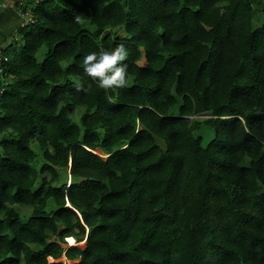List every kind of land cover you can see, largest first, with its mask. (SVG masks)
Wrapping results in <instances>:
<instances>
[{
    "label": "trees",
    "instance_id": "16d2710c",
    "mask_svg": "<svg viewBox=\"0 0 264 264\" xmlns=\"http://www.w3.org/2000/svg\"><path fill=\"white\" fill-rule=\"evenodd\" d=\"M20 5L0 48V264H264V0ZM119 43L129 83L101 88L82 57Z\"/></svg>",
    "mask_w": 264,
    "mask_h": 264
},
{
    "label": "clouds",
    "instance_id": "9594fccd",
    "mask_svg": "<svg viewBox=\"0 0 264 264\" xmlns=\"http://www.w3.org/2000/svg\"><path fill=\"white\" fill-rule=\"evenodd\" d=\"M128 58L129 49L124 43L108 49L92 50L82 57L83 73L101 88H123L129 83L128 67L124 63ZM80 87L77 84L78 90Z\"/></svg>",
    "mask_w": 264,
    "mask_h": 264
},
{
    "label": "rangeland",
    "instance_id": "374dc122",
    "mask_svg": "<svg viewBox=\"0 0 264 264\" xmlns=\"http://www.w3.org/2000/svg\"><path fill=\"white\" fill-rule=\"evenodd\" d=\"M16 1V0H15ZM15 1L14 0H1L0 1V6H4V7H10L15 9V13L17 14V17H14L12 15H6L7 13H4V9L0 10V48L5 47L7 44H9V39L8 35H10V33L15 32L14 30L16 29L18 24H21V26L24 24V22L29 18L28 14L23 13L22 11V7L20 5L19 8H15ZM32 1H39V0H32ZM7 10V9H5ZM117 33L119 35H124L123 30L119 29L117 30ZM24 40H22L21 43H23ZM1 77V75H0ZM80 113L81 111L78 110L76 112H74V118L75 120H79L80 117ZM134 115H132L128 121L129 125L135 126L136 127V121L134 120ZM208 118V115L204 114L202 116H195L192 117L191 119H197V120H204ZM204 129V128H203ZM210 131V130H209ZM214 137V134L210 131L209 134L204 137V144H208L210 142V140ZM63 171V177H62V183H65L66 181H68V183L70 182V178H69V174ZM26 212H28V210H25ZM68 245L70 246V243L68 240H66ZM65 262V261H64Z\"/></svg>",
    "mask_w": 264,
    "mask_h": 264
},
{
    "label": "bare ground",
    "instance_id": "6f19581e",
    "mask_svg": "<svg viewBox=\"0 0 264 264\" xmlns=\"http://www.w3.org/2000/svg\"><path fill=\"white\" fill-rule=\"evenodd\" d=\"M66 240H68V241H69V243H70V246H72V245H75V244H76V241H75V239H74L73 237H68V238H66ZM62 260L66 262V259H65V257H64ZM52 261H53V260H52Z\"/></svg>",
    "mask_w": 264,
    "mask_h": 264
},
{
    "label": "built area",
    "instance_id": "2783aa9c",
    "mask_svg": "<svg viewBox=\"0 0 264 264\" xmlns=\"http://www.w3.org/2000/svg\"><path fill=\"white\" fill-rule=\"evenodd\" d=\"M5 60H7V59H5ZM1 63H2V57H1V55H0V66H1Z\"/></svg>",
    "mask_w": 264,
    "mask_h": 264
}]
</instances>
